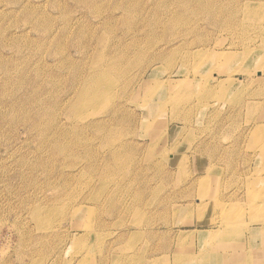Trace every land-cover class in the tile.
<instances>
[{"label":"rangeland","instance_id":"374dc122","mask_svg":"<svg viewBox=\"0 0 264 264\" xmlns=\"http://www.w3.org/2000/svg\"><path fill=\"white\" fill-rule=\"evenodd\" d=\"M119 49L109 141L68 100ZM67 129L85 152L53 153ZM207 255L264 264V0H0V264Z\"/></svg>","mask_w":264,"mask_h":264},{"label":"bare ground","instance_id":"6f19581e","mask_svg":"<svg viewBox=\"0 0 264 264\" xmlns=\"http://www.w3.org/2000/svg\"><path fill=\"white\" fill-rule=\"evenodd\" d=\"M188 1V0H187ZM21 7H24L23 5ZM218 8V7H216ZM215 8V9H216ZM215 12V10H214ZM255 16H249V20L250 21H255ZM248 24V23H247ZM250 27V25H249ZM124 42V41H123ZM122 42V43H123ZM126 44V43H125ZM124 44V45H125ZM123 45V44H122ZM128 45V44H127ZM116 46V45H115ZM113 46V47H115ZM130 46V45H128ZM117 47V46H116ZM120 47V46H119ZM122 47V46H121ZM120 47V48H121ZM124 47V46H123ZM122 47V48H123ZM126 47V46H125ZM114 49V48H113ZM115 50H112V52ZM129 51V50H128ZM127 51V52H128ZM111 52V53H112ZM129 53V52H128ZM128 53H126L125 49H123V51L121 49L115 51L114 53H112V55H109V57L106 56V54L104 53L98 61L96 63V65L92 68L91 67V71H90V78L89 80H87L86 82L84 81L83 84H81L79 90H75V96L68 100L69 102V107H71V109H74L73 107V101L74 98L76 96H78L79 94H81V96H83L85 94V92L87 93L86 97L87 100L90 102V104L88 106H86L85 104H82V106L80 107L82 108H86V107H90L93 108L94 110H98L100 111L99 113L95 114V115H91L90 120H89V125H93L95 127H97V129L99 128L100 130L103 131H107L108 136H109V141L116 139L118 137V133L117 131H115V124L120 122V118L121 116L120 114V110L119 109H110L112 104H109L108 101V93L106 91H100L97 88H95V86H97L99 83L102 82L103 80V76H106L108 78H110L111 76L118 79V77H120L119 73L121 70H123L124 68H121V61L124 60L128 55ZM233 57V54L232 56ZM161 83L159 84L160 87ZM158 86V85H156ZM155 87V86H154ZM157 88V87H156ZM158 89V88H157ZM154 91V90H153ZM156 91V90H155ZM154 91V93H155ZM151 93V92H150ZM150 95V94H149ZM152 95V94H151ZM155 95V94H154ZM152 95V97L154 96ZM70 97V96H69ZM152 99V98H151ZM67 101V100H66ZM65 102V101H64ZM64 102L58 101V105L60 104H64ZM114 104V103H113ZM61 105V106H62ZM84 105V106H83ZM122 106V105H121ZM60 107V106H59ZM113 107V106H112ZM120 107V104H119ZM118 108V107H117ZM123 108V106L121 107ZM78 109V106L75 108ZM75 109L73 110V112L75 111ZM124 110V108H123ZM123 112V111H122ZM90 113V112H89ZM88 113V115H89ZM125 113V112H124ZM127 113V112H126ZM42 115V114H41ZM122 115V114H121ZM41 117V116H40ZM87 124V126H88ZM89 128V127H88ZM66 129V128H65ZM85 129V125L82 126L80 128V131H83ZM94 129V128H93ZM87 130V129H86ZM85 130V131H86ZM92 130V129H91ZM87 132V131H86ZM71 133V132H70ZM69 133V130L67 129V132L63 131H57V137L54 139L55 141H53L52 146H51V150L53 151V153L55 155H59V152H63V153H67L68 151H70L71 155L77 156V154H79V152L77 151V153L75 152V149L77 147L82 148V150H84V152L88 149V144H85L84 138H70L71 134ZM106 136V134H104ZM88 138V136H87ZM106 138V137H105ZM107 139V138H106ZM94 140V139H93ZM113 147L110 148V151L107 153L110 155L106 160H105V164H103V166L105 165V172L107 170V172L109 170H112V167L115 164H119L120 163V146H115L112 145ZM94 147V146H93ZM97 149V148H96ZM94 150V149H93ZM96 152V150H95ZM106 153V154H107ZM104 154V153H103ZM105 154V155H106ZM94 155V154H93ZM97 155H99L97 153ZM107 156V155H106ZM87 157V156H86ZM93 157V156H92ZM95 157V155H94ZM103 157V156H102ZM90 158V157H89ZM99 157H97L98 159ZM91 159V158H90ZM102 159V158H100ZM94 160V159H93ZM92 161V159L90 160ZM99 161V160H98ZM101 161V162H102ZM100 162V161H99ZM91 163V162H89ZM97 164V163H96ZM88 164V168H89ZM92 165V164H91ZM101 165V164H99ZM87 166V165H86ZM102 166V167H103ZM101 167V166H100ZM75 168V166L73 167V169ZM80 168V167H79ZM87 168V169H88ZM91 168V167H90ZM89 168V169H90ZM93 168V167H92ZM91 168V169H92ZM86 169V167H85ZM97 169V168H96ZM99 169V168H98ZM76 170V168L74 169ZM79 170V169H77ZM76 170V171H77ZM84 170V169H83ZM95 170V169H94ZM75 171V172H76ZM72 173V171H70ZM74 172V173H75ZM110 172V171H109ZM81 173V172H80ZM99 173V172H98ZM85 174V173H84ZM109 174V173H108ZM71 175V174H70ZM78 175V174H77ZM82 175V173H81ZM103 175V174H102ZM68 176V175H67ZM99 176V175H98ZM108 176V175H107ZM72 177V175H71ZM70 178V176H69ZM77 178V177H76ZM109 179V178H108ZM72 180V179H71ZM100 180V179H99ZM74 181V180H73ZM106 182H108V180H105ZM80 210V209H79ZM88 211V210H87ZM79 212V211H78ZM90 212V211H89ZM212 253V251L208 253V255H210ZM204 258L203 260V264H208L210 259L208 258Z\"/></svg>","mask_w":264,"mask_h":264},{"label":"crops","instance_id":"0c3cea01","mask_svg":"<svg viewBox=\"0 0 264 264\" xmlns=\"http://www.w3.org/2000/svg\"><path fill=\"white\" fill-rule=\"evenodd\" d=\"M227 264H233V263H227Z\"/></svg>","mask_w":264,"mask_h":264}]
</instances>
